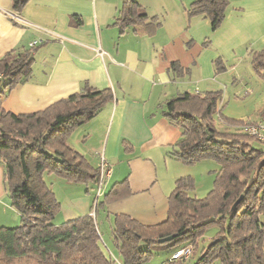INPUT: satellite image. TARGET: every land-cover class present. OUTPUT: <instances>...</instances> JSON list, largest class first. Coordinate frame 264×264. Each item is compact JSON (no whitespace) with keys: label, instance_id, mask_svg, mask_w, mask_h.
I'll list each match as a JSON object with an SVG mask.
<instances>
[{"label":"crops","instance_id":"crops-1","mask_svg":"<svg viewBox=\"0 0 264 264\" xmlns=\"http://www.w3.org/2000/svg\"><path fill=\"white\" fill-rule=\"evenodd\" d=\"M125 1L29 0L15 11L12 0H0V58L42 40L34 45L29 77L1 94L4 110L37 112L73 97L84 86L112 93L101 111L67 138L93 167H99L101 155L110 163L102 192L97 195L93 183H71L51 174L45 178L61 204L54 224L94 211L101 240L115 264H124L112 232L115 214H127L147 225L162 222L178 178L192 177L197 192L193 170L199 167L207 176L197 193L205 194L218 169L212 160L186 164L169 155L181 129L164 116L165 100L182 91L222 89V113L246 118L241 95L235 94L244 85L240 67L251 50L264 46V0H229L225 19L215 31L202 16L189 17L193 0H135L145 18L122 29L116 18ZM206 38L209 43L204 45ZM97 50L104 52L102 56ZM217 57L225 69L215 74ZM172 62L187 68L186 74L175 77ZM263 110L250 119L256 120ZM117 187L129 189V194L105 201V195ZM9 205L0 162V206L10 217L7 220L18 225L20 215ZM2 222L0 226H11ZM174 251L173 247L155 249L142 264H167Z\"/></svg>","mask_w":264,"mask_h":264},{"label":"trees","instance_id":"trees-1","mask_svg":"<svg viewBox=\"0 0 264 264\" xmlns=\"http://www.w3.org/2000/svg\"><path fill=\"white\" fill-rule=\"evenodd\" d=\"M28 1L12 0V9L19 11ZM228 5L229 0H193L187 14L207 19L215 31L222 25ZM144 18L139 4L127 0L116 22L123 29ZM207 43L209 38L203 42ZM33 50L34 46L12 50L0 58V162L10 206L20 215L18 225L0 226V264H115L93 214L59 225L52 222L61 204L45 178L51 174L71 183L97 184L100 166L93 167L67 138L95 117L112 93L84 86L73 97L37 112L4 110L1 94L29 77ZM249 60L264 79V46L251 50ZM214 67L215 74L225 69L221 57L215 58ZM170 69L175 77L187 72L177 62ZM222 99L223 90L216 89L182 91L165 100L164 116L181 129L169 155L186 164L212 160L218 169L212 188L200 198L189 193L194 189L192 177L178 178L162 222L147 225L124 213L114 215L113 237L124 264H142L155 249L176 250L187 244L194 254L213 223L217 232L192 264H264V151L253 146V140L262 143L242 128L255 123L264 110L256 120L233 119L222 113ZM127 194L129 189L117 187L105 195V201ZM170 235L171 240L158 241ZM185 260L170 259L167 264Z\"/></svg>","mask_w":264,"mask_h":264},{"label":"rangeland","instance_id":"rangeland-1","mask_svg":"<svg viewBox=\"0 0 264 264\" xmlns=\"http://www.w3.org/2000/svg\"><path fill=\"white\" fill-rule=\"evenodd\" d=\"M248 61L249 60H247L244 63H242V65L240 67L241 70L244 71V73L240 74V76H242V82H240V84H242V85L244 84V85H243V88L241 90L236 91L235 94L241 95V100L243 101V104L245 105V108L247 110V116H246V118L247 117H252L253 118V116L256 113H258L259 111H261L264 108V79H261L258 76V74L252 68L250 62H248ZM248 70H250V71H248ZM245 85H246V87H244ZM245 91H248V94H245L244 93ZM252 144H253V146L255 148L261 150L262 145L259 142L253 140L252 141ZM214 164L216 165L215 162H214ZM196 168L197 169L193 170V173H195V175L197 177V187H196V190H197V192H199L200 185L205 182L206 178H204V176H207V174L206 173H203L202 171L200 172V168L199 167H196ZM197 192L196 191L194 192V190H192V191H190V195L195 196V197H198V198L204 197L206 195V193L203 194V192H202V194L201 193L198 194ZM2 207L0 206V212H2V214H0V225H2L1 224V223H3L2 221H5L4 223H8L6 225H11L9 227L15 226L16 224H14V225L11 224V223H15V222H13L11 220H7L10 217H7L5 215L6 214V212L4 210L5 207H3L4 209H2ZM8 207L10 208V205ZM93 210H94V208H92V211ZM98 213L100 214V209L99 208H98ZM59 217H60L59 214L55 215V217H54V219H53L52 222L55 223L59 219ZM63 221H66V220H63ZM63 221L62 222H59V223H63ZM217 230H218V226H217L216 223L211 224L207 228V230L204 233V235L198 241V244H197L198 245V248H197V251L195 252L194 256L191 255L190 258H189V260L186 259L185 264H192V262L196 259V256H197L199 250L203 246H206L208 244L209 239L217 232ZM106 242H107V239H106ZM165 252L169 253L170 250H159V253L160 254H163ZM155 256H156V254L154 255V257ZM151 262L152 261H149L146 264H150Z\"/></svg>","mask_w":264,"mask_h":264},{"label":"built area","instance_id":"built-area-1","mask_svg":"<svg viewBox=\"0 0 264 264\" xmlns=\"http://www.w3.org/2000/svg\"><path fill=\"white\" fill-rule=\"evenodd\" d=\"M41 39L34 40L30 43L31 47L41 42ZM98 54L102 56L104 53L102 50H97ZM243 130L246 131L251 136L255 137L262 143V148L264 151V112L260 116V118L255 123L246 124L243 127ZM100 172L98 181L96 184L97 195L102 192V188L105 182V179L109 177L111 172V165L104 155L100 156ZM94 215V212L92 213ZM193 254V247L191 244H187L183 247H180L174 251L171 256V259H187Z\"/></svg>","mask_w":264,"mask_h":264},{"label":"water","instance_id":"water-1","mask_svg":"<svg viewBox=\"0 0 264 264\" xmlns=\"http://www.w3.org/2000/svg\"><path fill=\"white\" fill-rule=\"evenodd\" d=\"M171 239H172V236L170 235V236L163 237V238L159 239L158 241L160 243H163V242L169 241Z\"/></svg>","mask_w":264,"mask_h":264}]
</instances>
